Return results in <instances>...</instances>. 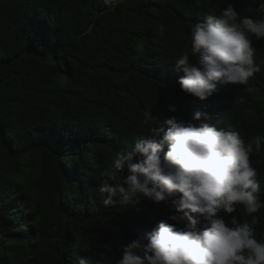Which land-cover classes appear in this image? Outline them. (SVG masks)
Listing matches in <instances>:
<instances>
[{"label": "trees", "instance_id": "trees-1", "mask_svg": "<svg viewBox=\"0 0 264 264\" xmlns=\"http://www.w3.org/2000/svg\"><path fill=\"white\" fill-rule=\"evenodd\" d=\"M229 3L264 18V0H0V264L87 256L115 264L132 239L175 223V197L114 208L98 192L116 152L153 138L152 129L161 139L166 118L239 131L246 142L264 136V39L250 37L261 71L247 85L217 83L200 101L178 83L175 62L190 47L191 26ZM145 110L159 123L143 126ZM197 111L211 119L193 121ZM251 159L264 201V150ZM233 215L251 221L242 206ZM254 215L264 239V206ZM74 232L83 234L79 247Z\"/></svg>", "mask_w": 264, "mask_h": 264}, {"label": "clouds", "instance_id": "clouds-1", "mask_svg": "<svg viewBox=\"0 0 264 264\" xmlns=\"http://www.w3.org/2000/svg\"><path fill=\"white\" fill-rule=\"evenodd\" d=\"M257 11L264 14V3ZM251 36L264 39V18L241 15L231 3L219 15L209 14L194 23L190 47L175 62L184 73L178 80L181 90L205 101L219 91L217 83L247 85L261 71ZM168 110L175 113L177 108L170 105ZM202 118L211 119L199 111L192 115L193 121ZM140 123L152 126L159 118L145 110ZM163 124L167 130L161 139L155 138L159 131L152 129L153 138H142L134 147L116 152L114 169L101 173L98 192L103 205L114 208L127 207L136 197L156 204L175 197L171 202L178 214L168 217L175 223L160 221L146 237L132 239L115 264H264V239L256 238L258 217L254 215L264 201L251 159L264 150V136L246 142L239 131L207 122L199 126L178 122L175 116ZM125 168L128 175L119 180L117 172ZM238 206L250 222L233 215ZM225 214L230 220H225ZM201 221L206 223L203 229L198 226ZM73 234L79 247L83 234ZM104 248L112 251L109 244ZM77 264L101 261L87 256Z\"/></svg>", "mask_w": 264, "mask_h": 264}, {"label": "rangeland", "instance_id": "rangeland-1", "mask_svg": "<svg viewBox=\"0 0 264 264\" xmlns=\"http://www.w3.org/2000/svg\"><path fill=\"white\" fill-rule=\"evenodd\" d=\"M107 2H110V0H106Z\"/></svg>", "mask_w": 264, "mask_h": 264}]
</instances>
